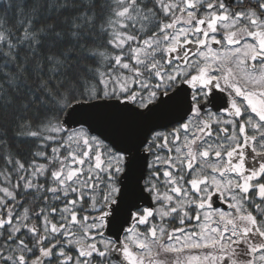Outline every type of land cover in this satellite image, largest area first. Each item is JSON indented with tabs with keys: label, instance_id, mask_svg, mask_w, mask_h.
Instances as JSON below:
<instances>
[{
	"label": "snow or ice",
	"instance_id": "obj_1",
	"mask_svg": "<svg viewBox=\"0 0 264 264\" xmlns=\"http://www.w3.org/2000/svg\"><path fill=\"white\" fill-rule=\"evenodd\" d=\"M0 264H264V0H0Z\"/></svg>",
	"mask_w": 264,
	"mask_h": 264
}]
</instances>
